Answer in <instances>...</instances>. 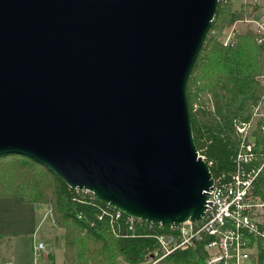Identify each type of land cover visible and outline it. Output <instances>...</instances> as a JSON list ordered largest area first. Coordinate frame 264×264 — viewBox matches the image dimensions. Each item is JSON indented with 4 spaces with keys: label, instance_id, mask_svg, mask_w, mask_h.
<instances>
[{
    "label": "water",
    "instance_id": "water-1",
    "mask_svg": "<svg viewBox=\"0 0 264 264\" xmlns=\"http://www.w3.org/2000/svg\"><path fill=\"white\" fill-rule=\"evenodd\" d=\"M219 0H0V155L156 224L198 221L213 184L187 81Z\"/></svg>",
    "mask_w": 264,
    "mask_h": 264
},
{
    "label": "trees",
    "instance_id": "trees-1",
    "mask_svg": "<svg viewBox=\"0 0 264 264\" xmlns=\"http://www.w3.org/2000/svg\"><path fill=\"white\" fill-rule=\"evenodd\" d=\"M260 6L258 0H220L187 81L195 143L214 174L235 167L241 142L238 125L250 121L255 105L264 101L262 45L255 29L236 27L232 41L224 43L235 22L253 16ZM252 121L249 133L256 150L264 152V115ZM252 192L264 198V168ZM0 196L52 207L53 221L63 229L65 264H142L157 246L155 229L146 222L137 220L130 227L125 214L112 219L103 213L106 203L69 187L51 169L23 154L0 155ZM3 239L0 232V262ZM204 260L203 243H196L159 264H204Z\"/></svg>",
    "mask_w": 264,
    "mask_h": 264
},
{
    "label": "built area",
    "instance_id": "built-area-1",
    "mask_svg": "<svg viewBox=\"0 0 264 264\" xmlns=\"http://www.w3.org/2000/svg\"><path fill=\"white\" fill-rule=\"evenodd\" d=\"M249 22L258 34L264 59V10L257 12ZM234 31H231L225 44L230 42ZM262 105L263 101L257 103L250 121L238 125L241 142L234 157L235 167L229 172H212L213 184L207 191V208L200 220L169 225L144 221L150 229H155L153 236L157 246L142 264H159L176 250H186L196 243H203L204 264H244L247 261L249 264H264V198L252 192V186L264 168V152L256 150L255 141L249 133L253 118L264 115ZM199 155L205 159L200 152ZM256 160L259 162L255 163ZM207 163L210 167L211 162ZM83 190L94 196L91 191ZM103 213L112 219L125 214L110 205ZM46 215H53L52 207L46 208ZM126 216L130 227L137 220L143 221ZM44 248L45 243L39 241L35 245V253L39 254Z\"/></svg>",
    "mask_w": 264,
    "mask_h": 264
},
{
    "label": "rangeland",
    "instance_id": "rangeland-1",
    "mask_svg": "<svg viewBox=\"0 0 264 264\" xmlns=\"http://www.w3.org/2000/svg\"><path fill=\"white\" fill-rule=\"evenodd\" d=\"M239 1L240 0H238V2ZM241 1L247 2V0H241ZM261 4H262V6L259 7V10H257L253 16L246 18L244 20H239L238 22H235L233 27L230 29L228 34L225 36L224 43H225L226 39L228 38L229 34L231 33V31L233 29L235 30L236 27H243V26H247V25L252 26L253 25L251 22H249V20L252 19L258 11H260L261 9L264 10V0H261ZM233 35H234V33L232 34V36ZM257 40H258V34H257ZM231 41H232V38H231L230 42ZM262 61H263V65H264L263 55H262ZM260 79H261V82L264 86V74L262 76H260ZM262 113L264 114V101H263V105H262ZM30 206H32V208L34 209L33 210V214L35 216L34 218L32 216H30V212H26V211H30L29 210ZM23 210H25V211H23ZM23 213H24L25 217L22 216ZM43 216H44L43 211L37 210L35 208L34 203L23 202L19 198H16L13 196H11V197L10 196H0V232L1 233L8 232L10 234V236H17L19 239H23L25 241H28V240H30V235L32 236V232H33L31 228H33L34 230L36 228H38L42 231L43 229H45L47 227L48 224L51 223L50 219H53V217L51 215H49V216L47 215L46 217H43ZM35 221H36V223H35ZM59 228H61V227H59ZM62 231H63V229H62ZM61 239H62V247H63V238H61ZM23 250L25 251L26 256L29 257L27 249L23 248ZM24 251H23V253H24ZM39 254H37V253H35V255H33V253L31 254L30 257H31V263L32 264H33L34 256H35V264H42L43 258ZM249 263L250 262L247 261L244 264H249Z\"/></svg>",
    "mask_w": 264,
    "mask_h": 264
},
{
    "label": "crops",
    "instance_id": "crops-1",
    "mask_svg": "<svg viewBox=\"0 0 264 264\" xmlns=\"http://www.w3.org/2000/svg\"><path fill=\"white\" fill-rule=\"evenodd\" d=\"M35 208L43 211V217L47 216L46 205L35 204ZM29 210L30 211L26 212H30V216L34 218V209L32 206L29 207ZM22 216L25 217L24 213ZM50 221L51 223L48 224L42 231L38 228L35 230L31 228L33 232L32 236L30 235V240L28 241L19 239L17 236H10L8 232L2 233L4 239L1 244L2 259L0 264H32L30 256L32 253L35 255V245L39 241H43L45 243V248L42 249L39 254L43 258L42 264H65L61 239L63 231L61 228L57 227L53 219H50ZM23 248L27 249L29 257L26 256ZM33 264H35V256L33 258Z\"/></svg>",
    "mask_w": 264,
    "mask_h": 264
},
{
    "label": "bare ground",
    "instance_id": "bare-ground-1",
    "mask_svg": "<svg viewBox=\"0 0 264 264\" xmlns=\"http://www.w3.org/2000/svg\"><path fill=\"white\" fill-rule=\"evenodd\" d=\"M219 2H220V0H219Z\"/></svg>",
    "mask_w": 264,
    "mask_h": 264
}]
</instances>
